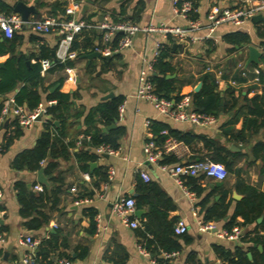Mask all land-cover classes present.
Listing matches in <instances>:
<instances>
[{
  "label": "crops",
  "instance_id": "obj_1",
  "mask_svg": "<svg viewBox=\"0 0 264 264\" xmlns=\"http://www.w3.org/2000/svg\"><path fill=\"white\" fill-rule=\"evenodd\" d=\"M14 4L18 0H1ZM28 5H34L37 12L31 14V19H40L48 15H60L59 4H67L68 0H23ZM224 5H231L233 0H222ZM212 0H201L199 13L200 28L191 32V37L186 41L172 38L165 40L166 44L173 45L170 62L175 68L177 85L180 87L181 95H190L198 92L203 86V76L207 72L208 65L215 68L221 67L228 77L219 80V90L224 96L222 103L230 100V91L234 89V95L239 99L238 104L230 112H222L215 125L211 127H199L190 123H177L159 114V112L148 101L136 96L143 70L148 66L155 54L156 35L138 33L133 38V45L107 60L102 57L88 58L87 55L94 52L95 46L102 42V31L95 27L106 18H111L113 12H121L126 8V14L133 17L137 23L164 24L171 27H188V20L174 11L173 0H85L80 11L76 14L77 20H85L90 26L83 28L78 34L77 42L79 47L87 44V51L78 54L73 60H68L71 64L63 69L53 66L47 70L44 76L45 87L60 88L61 91L73 94L71 105L68 110L69 118L66 122V142L79 139L87 129L86 117L89 112L98 107L101 103L114 99H104L110 93L115 94V98H122L125 103L124 119H118L113 124L122 126L124 133L120 138V146L117 154L108 156H98L97 160L90 161V170L82 169L78 162L76 152L81 145L70 149L69 157L59 159L58 168L51 173L45 170L44 175L49 183L44 184L38 180V172L41 169L31 170L29 168L16 169L14 167L15 158L24 150L32 149L37 144L41 134L45 131L43 119L37 120L31 127H17L16 119L7 116L4 119V133L0 137V208L3 211L0 227L5 232V242L0 244V264H23L22 258L29 250L24 238L32 235L39 241L49 239L57 235L61 245L55 252H51L49 259L57 264L59 259L70 258L72 264H150L147 257L139 251V241L135 229L123 223L120 216L113 211V204L120 196L131 195L137 200L140 196L141 188L147 183L158 185L168 198L169 206L168 219L184 220L188 225V231L184 234H176L175 238L181 245L178 256L174 259V264H188L189 255L195 252L202 264L221 263L227 264V260L220 254L217 247H222L226 251L235 254L241 250L250 261L261 262L259 252L252 248V243L238 240H228L219 237L216 232H201L197 225L194 209L199 210V217L203 218L199 202L200 197L195 193V199H191L181 187L176 179L160 167L162 160L166 156L169 159L176 158L177 161H170L169 164L189 163L202 158L213 160L215 149L207 143V140H214L218 145L226 146L232 152L233 170L224 180H215L210 177L199 178L198 182L205 187V193L212 192V202L221 198L227 192L226 201H231L228 216L232 215L237 202L244 197L243 186L249 184L264 190V159L263 152H255L254 148L258 143L264 142V127L258 132L246 129L250 134L248 142L240 140L229 141L223 133V124L232 123L235 130H240L244 126L245 118L249 115L248 107L244 97H253L264 92V85H257L259 69L264 70L262 58L264 56V37H259V31L264 28V20L258 22L253 19L246 21L242 25L235 26L230 23H223L211 32L208 28L207 12L211 7ZM87 5V9L84 6ZM13 13H18L14 12ZM20 14V13H19ZM21 15V14H20ZM89 19V21H88ZM22 37L17 41L16 54L23 55L26 63L31 65L36 62V55L40 53L42 46L52 49V58L59 43V35L52 33H39L29 25H24L16 30ZM241 31L251 37V43L233 46L226 40V36L232 32ZM4 33V32H3ZM210 36L207 38V36ZM6 37L5 34H3ZM0 36V44L4 37ZM8 38V37H7ZM89 39V40H88ZM255 45L262 53L259 62H248L249 46ZM73 46V45H72ZM81 48L76 51L80 52ZM34 54V55H33ZM10 54L0 55V69L5 67V63ZM169 60V59H168ZM256 64V65H255ZM244 70L250 75L247 81L232 83L233 75ZM215 73V72H214ZM254 75V76H252ZM199 84L200 89L196 91ZM24 83H19L14 91L1 94L0 102L14 97ZM54 89V90H55ZM50 92L51 89H50ZM46 98V92L42 94V101ZM76 101V103L74 102ZM231 103H229V106ZM193 106V102H192ZM194 108V107H193ZM240 110V111H239ZM238 111V112H236ZM81 112L79 115L78 113ZM97 120L100 119L99 113ZM151 119L152 122L163 121L171 127L184 133L193 134L194 140L185 143L175 139L171 142L172 148L167 154L162 156L158 162L149 163L145 160L143 151L144 143L147 139V127L145 121ZM58 122L56 124L55 122ZM55 125L59 126L61 121L55 120ZM103 125L99 122V128L103 133ZM233 146V147H232ZM242 153V155H236ZM225 154V152H223ZM235 154V155H234ZM172 157V158H171ZM96 162L95 166H91ZM98 168H106L109 171L115 170V174L109 180H99L94 175ZM145 171L150 175V180L143 178L139 171ZM89 178L85 177V173ZM60 178L59 191L54 194L53 178ZM187 179V178H186ZM242 181L238 185L237 181ZM222 182L218 184L219 182ZM22 184V186H19ZM36 184H41L43 189L49 187L45 200L38 201L37 207L33 209L30 216L22 212L23 204L20 196L25 198L39 196L43 190L35 188ZM76 186L77 191L73 192L72 187ZM218 187V188H217ZM189 188V187H188ZM190 189V188H189ZM143 190V189H142ZM191 190V189H190ZM193 191V190H191ZM194 192V191H193ZM78 197H89V203H76ZM161 209H166L163 204H158ZM88 208H94L97 214L102 216V226L92 229V217ZM142 210L140 216L133 214L139 220L142 227V218L148 212V206L144 205L136 210ZM96 214V215H97ZM42 218L43 226L37 230L29 227L31 218ZM45 218V219H44ZM204 219V218H203ZM239 221L243 219L238 217ZM264 220V214L257 222ZM219 227L224 228L225 221L216 222ZM244 234L252 232V235L260 233L264 236V230L257 227L256 223L241 226ZM79 246L87 247L89 252L86 257H78L81 251ZM261 246V247H260ZM39 248V246H38ZM258 251H263L262 244L257 246ZM237 257V256H236Z\"/></svg>",
  "mask_w": 264,
  "mask_h": 264
},
{
  "label": "trees",
  "instance_id": "obj_2",
  "mask_svg": "<svg viewBox=\"0 0 264 264\" xmlns=\"http://www.w3.org/2000/svg\"><path fill=\"white\" fill-rule=\"evenodd\" d=\"M108 1V0H105ZM195 7L200 6L201 0H192ZM65 6L59 4L58 10L60 16L65 15ZM14 12L13 6L6 2L0 0V13L11 15ZM126 14V8L123 7L121 12H113L111 18L114 22H118L125 19H130L133 22L136 20L133 17H129ZM189 17L191 19H198L199 13H190ZM89 21V19H88ZM3 31L0 29V36H3ZM79 34L75 35L73 40L72 48L76 50L81 48L78 54H83L87 51V44L83 47H79L77 42V37ZM121 36L118 33L113 39V44L117 43V40ZM4 37V36H3ZM22 36L15 31L13 37H4V41L0 44V55L10 54L6 60L5 67L0 69V93L5 94L14 91L19 83H24V85L15 92L14 98L18 104L24 105L27 109H35L42 101V94L46 92L45 102L48 100H55L56 103L48 107V113L45 121V131L39 137L37 144L32 149H26L21 152L14 160V167L16 169L29 168L31 170H37L42 167V162L44 161L45 170L47 173L54 172L59 166V159L69 157L70 149L78 146V139L72 142H66V122L70 117L68 110L71 105V99L73 94L61 91L57 88L50 92V87L44 86V76L42 75V63L41 59L52 58V49L46 46H42L40 53L36 55V62L28 65L26 63V58L23 55L16 54L17 41ZM100 37H103V33ZM259 37H264V28L259 31ZM89 40V39H88ZM172 37H170V41ZM226 40L233 46L242 45L243 43H251V37L241 31H236L228 34ZM264 45V42L261 43ZM173 45L165 44V47L161 51V54L154 64V73L151 78L156 86V92L163 97L169 98L174 101H179L183 95L180 94V87L177 85V78H167L169 73L175 72V68L170 62L171 52H173ZM34 55V54H33ZM169 59V60H168ZM264 63V56L262 58ZM70 62L66 61L64 63L58 64L59 69H63L66 66H70ZM256 65V64H255ZM246 72L244 70L237 71L233 78L238 82L247 81L250 75H243ZM254 76V75H252ZM258 84L264 85V70L259 69L258 73ZM222 77H228V74H222ZM251 77V76H250ZM203 86L198 92L192 93L193 107L196 111L204 112L216 116L217 118L221 116L222 112H230L238 104L239 99L234 95V89L230 91L231 98L222 103L224 96L219 90V82L214 72H207L203 78ZM246 102L245 106L248 107L249 115L245 118V124L242 129L235 130L232 123L236 121V117L231 121V124H223V133L228 137L229 141L240 140L242 142H248V134L246 129L252 130V132H258L262 127H264V92L262 94H256L251 98L246 95L244 97ZM122 103V98H114L101 103L98 107L92 109L86 117L87 129L84 131V136H90V139L86 138L82 140L81 148L76 152L78 162L85 171L90 170L89 162L97 160L98 154L94 151L95 147L106 144L110 145L114 149H118L120 146V138L124 133L122 126H116L108 133H103L99 128V122L103 125H110L116 122L118 119V107ZM229 103L231 105L229 106ZM4 103L0 102V115L3 109ZM240 111V110H239ZM238 112V111H236ZM81 112L78 113V115ZM99 113L100 119L97 120V114ZM55 120L61 121L59 126L55 125ZM16 126L21 127V125L16 120ZM152 131L154 132L155 139L157 142H164L168 136H172L175 139L182 140L185 143H190L194 140V135L190 132L184 133L178 129L171 127L168 123L163 121H153ZM168 128L169 134H161V130ZM210 146L214 147L215 157L214 161L222 162L227 167L228 171L233 170V160L232 152L223 145H218L214 140H207ZM257 153L263 152L264 159V142H260L254 148ZM225 152V154H223ZM235 155V154H234ZM236 155H242V153H236ZM172 158V157H171ZM205 159V158H202ZM170 161H177L176 158L169 159L166 156L162 160L163 163H169ZM94 175L102 181L109 180L108 170L106 168H98L94 171ZM201 176H188L186 179V185L193 190L198 197L201 198L199 205L204 214V220L208 221H225L224 228L231 229L235 225L247 226L249 224L256 223L257 227L264 230V220L258 223V218L264 214V190L261 191L257 187L249 184H244L243 192L244 197L242 200L237 202L232 215L228 216L231 201H226L227 192L221 196L217 201L212 202L213 193H205L206 189L199 182ZM60 182V178H53V189L51 191L56 194L60 185L56 183ZM238 185L242 181H237ZM22 186V184H19ZM218 188V187H217ZM143 189V190H142ZM49 187L45 186L43 192L39 196H32L25 198L23 195L20 196V200L23 204L22 212L26 216L31 215V211L35 209L38 205V201L45 200V196L48 195ZM131 196V195H129ZM159 203L163 204L166 209H161ZM144 205L148 206V212L145 214V219L142 218V227L135 229L136 236L140 244L149 249L157 258L161 264H171L168 259L162 258L160 255L162 251H173L181 250V245L179 241L175 238V219H168V211L172 208L169 206L168 198L166 193L156 184L147 183L141 188L140 196L137 197L136 207L141 208ZM89 213L92 217V229L95 230L96 221L95 216L97 212L94 208H88ZM238 217L243 220L239 221ZM45 219V218H44ZM43 219L33 217L29 220L28 225L30 228L37 230L43 226ZM243 241L252 243L253 250L259 252V258L261 262L250 261L248 256L239 250L235 254L230 251H226L222 247H217L220 254L227 260V264H264V250L258 251L257 246L262 244L264 247V236L260 233L252 235V232H246L241 238ZM63 244H59L57 235H53L49 239H43L39 244L37 250V257L41 259L45 264H55L54 260L49 259L51 252H55ZM80 252H78V257H86L89 249L87 247H81ZM69 258V257H68ZM70 259V258H69ZM188 264H202L195 252H191L188 259Z\"/></svg>",
  "mask_w": 264,
  "mask_h": 264
},
{
  "label": "built area",
  "instance_id": "obj_3",
  "mask_svg": "<svg viewBox=\"0 0 264 264\" xmlns=\"http://www.w3.org/2000/svg\"><path fill=\"white\" fill-rule=\"evenodd\" d=\"M84 1L85 0H68L65 6L64 16L48 15L40 19L29 18L25 20L19 13H12L11 15L0 13V29L8 38L13 37L14 32L21 29L24 25L31 26L34 31L39 33L55 32L58 34L59 43L55 50L54 57L41 59L42 73L45 74L49 68L78 57V52L72 48L75 35L83 28L91 25L87 21L77 20L75 17L80 11ZM173 6L177 14H180L188 20V27H171L156 23L140 24L130 19L114 22L112 19L106 18L95 25V27L102 31L103 37L102 42L95 46L94 52H98L103 56L112 55L130 48L133 45L134 36L138 33L156 35L155 54L148 63L147 68L142 72L136 96L151 103L159 114L174 122L190 123L199 127H211L215 125L218 120L216 116L196 111L192 106V97L190 95H184L179 101L161 96L156 92V86L151 78L155 70L154 64L165 47V40H169L170 37L186 42L188 38L193 40L194 38L190 36L191 32L200 28L199 20L189 17L190 13H197L200 10V6L195 7L192 0H173ZM257 14L264 15V0H233L231 5H224L222 0H212L211 7L207 12V20L209 22L208 28L211 33L215 31L217 26L223 23L239 26L253 19ZM118 33H121V36L114 45L113 39ZM209 37L208 35L207 38ZM207 67V70L215 72L218 81L221 80L223 74V69L221 67L215 68L213 65H208ZM242 74L246 75V72ZM255 80L258 81L259 78L256 77ZM232 83H237V81L232 80ZM55 103V100L40 102L35 109L29 110L24 105L18 104L14 97L8 98L4 103L0 115V137L4 133L3 122L7 116H13L22 127H31L38 120V116H41V119L45 122L48 107ZM118 111V120L122 121L125 112L124 102L119 105ZM145 125L147 127V139L143 146L145 160L149 163H155L172 148L171 142L174 140V137L168 136L164 142H157L151 128L152 120L147 119ZM160 133L168 135L169 130L168 128H164ZM85 138L89 140L90 136L81 135L78 139V145H81L82 140ZM94 151L98 156L102 157L105 154H117L118 150L112 148L110 145L102 144L95 147ZM42 164H44V161ZM160 167L171 174V176L176 179L177 183L183 187L186 194L193 200L195 199V192L191 191L185 183L188 176L204 175L205 177H210L215 180H224L229 174L224 163L208 158L189 163H161ZM139 172L143 178L150 180V175L147 172L143 170ZM114 174L115 170L111 169L109 171V177L112 178ZM85 177L89 178L88 172L85 173ZM35 188L43 190L41 184H36ZM72 191L76 192L77 187L73 186ZM91 201L92 199L89 197H78L76 203H89ZM135 210L136 200L133 196H120L113 204V211L121 217L124 224L132 228H138L140 226L139 220L133 217ZM2 215L3 211L0 208V221ZM193 215L195 216L201 232L214 231L219 237L228 240H238L244 236V232L239 225H235L231 229H228L219 227L214 221L206 222L203 218L199 217V210L197 207L194 209ZM95 221L97 229H99L102 226V216L97 214L95 216ZM187 231L188 225L185 221L178 220L175 224V233L184 234ZM4 242L5 232L0 227V244ZM24 242L29 247V250L22 258L23 264H45L37 257L39 241L35 239L34 236L29 235L24 238ZM139 251L143 256L148 258L150 264H161V262L155 258L154 254L142 244H139ZM178 254V250L162 251L160 256L164 259H168L171 264H174V259ZM57 264H72V261L69 258H63L59 259Z\"/></svg>",
  "mask_w": 264,
  "mask_h": 264
},
{
  "label": "water",
  "instance_id": "obj_4",
  "mask_svg": "<svg viewBox=\"0 0 264 264\" xmlns=\"http://www.w3.org/2000/svg\"><path fill=\"white\" fill-rule=\"evenodd\" d=\"M122 1V0H121ZM84 9H87V5L84 6ZM14 10L15 12H18L21 14L22 18L25 20H28L31 16V14L36 13L38 10L34 5H28L25 1L23 0H18L15 2L14 4ZM253 20L258 22L260 20H264V15L263 14H257L253 17ZM55 53V52H54ZM116 55V53L112 54V55H107V56H103L98 52H93L87 55L88 58H95V57H102L104 59H111ZM262 53L260 52L259 48L256 47L255 45H250L249 46V58H248V62H259L260 61V57H261ZM0 65H3L2 63ZM175 74H168L167 78H171L174 77ZM202 84H199L196 88V91H198L200 89ZM56 87H52L51 91H53ZM110 98H115V94L112 92L110 94H108L107 96H105L104 99H110ZM1 97H0V101H1ZM76 103V101H74ZM38 120H41V116H38ZM56 124H58V122H55ZM117 125L116 124H112L111 126L108 127H103V131L104 132H108L110 129L115 128ZM233 147V146H232ZM109 154H105V156H108ZM147 164H149V162H147ZM96 162H92L91 166H95ZM38 180L44 184H48V178L44 175V168H41L38 172ZM222 183L221 181L218 183L220 184ZM136 215L140 216V214L142 213V210L138 209L135 210L134 212ZM261 247V246H260ZM214 264H221L219 262L214 263Z\"/></svg>",
  "mask_w": 264,
  "mask_h": 264
}]
</instances>
